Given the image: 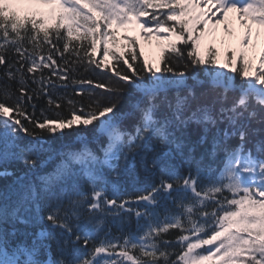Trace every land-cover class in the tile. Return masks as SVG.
Wrapping results in <instances>:
<instances>
[{
    "label": "snow or ice",
    "instance_id": "obj_1",
    "mask_svg": "<svg viewBox=\"0 0 264 264\" xmlns=\"http://www.w3.org/2000/svg\"><path fill=\"white\" fill-rule=\"evenodd\" d=\"M229 13L243 33L221 52L217 25L235 34ZM254 26L260 36L264 0H0V177H12L0 187V264H264V46L254 64ZM137 27L164 41L154 62L140 64L132 37L118 45L117 30ZM93 66L115 79L80 71ZM81 126L97 150L82 143L44 171L46 137ZM137 157L158 182L122 195L106 170L118 178ZM133 214L135 231H105L106 215L121 228Z\"/></svg>",
    "mask_w": 264,
    "mask_h": 264
},
{
    "label": "trees",
    "instance_id": "obj_2",
    "mask_svg": "<svg viewBox=\"0 0 264 264\" xmlns=\"http://www.w3.org/2000/svg\"><path fill=\"white\" fill-rule=\"evenodd\" d=\"M124 35H127L129 37H132L135 44H136V53L137 55L140 57V64L142 65L143 63V59L145 57H147L150 61L152 60V57L149 56V54L145 53V51L141 48V45L138 43L137 37L134 34H128L127 32L124 33H117V39H118V45H126L127 41L123 40L122 37ZM132 35V36H130ZM103 46V45H101ZM61 47H62V42H61ZM110 47L112 48V51L115 52L116 56H120L121 51H124L125 53H129L128 48H123L121 49L119 46L116 47H112L110 45ZM102 48V47H101ZM102 52V51H101ZM97 60H100L101 58H104L102 56L96 57ZM57 59H59V57H57ZM111 63L113 64H119V66H123V61H111ZM45 73L47 72V69L44 70ZM81 73L85 76V77H90L93 80H104L107 81L110 78L111 79H115L114 77H112V73L111 71H104L102 69H95L93 66V70H90L86 73L83 72V69L80 70ZM191 72L189 73V75L191 76ZM236 82L239 83L240 82V78L236 77ZM189 84H192V80L189 79L188 81ZM15 85H12L13 90H15ZM85 87H89V86H85ZM63 91V90H61ZM69 94H71L72 89L70 88L69 90ZM97 93H99L102 90L96 89L95 90ZM197 91H199V87H197ZM231 96V94H230ZM128 97H125L124 99V104L126 106V102H127ZM12 102V101H9ZM39 103L43 104L44 101H40ZM29 114H31L32 109L29 108L28 109ZM40 112H39V108L36 109V115L39 116ZM47 115H51V112L46 113ZM24 123L27 124V121H24ZM30 126V125H29ZM225 125H221V127L223 128ZM125 127H128L127 121L125 122ZM128 130H131V128L129 127ZM20 143L21 144H28V143H32L35 144V142H33L34 140L30 137L25 136L23 133H20ZM22 135L24 138H22ZM102 140H104L105 138H101ZM46 140L48 141V143H44L42 145L43 150L40 151V159L43 160L44 158H49L51 161V163H49L46 167L47 170L51 171L55 166H54V162L58 163L59 160L61 159V153H65L71 150V147H81L82 143L87 144L88 147H90L93 151L97 150V144L95 142H93L92 140V132L89 131V129L87 128H83L82 126L80 128H74L73 130H65V134L64 135H60L59 133L55 134V135H49L46 137ZM235 142V141H233ZM52 144L55 145H59V146H64L65 148H62V151H53L51 148ZM74 149V148H72ZM51 157V158H50ZM55 158L56 161H55ZM222 158V157H221ZM121 163H123V156L121 155ZM39 165V162L38 164ZM132 167H130V169L127 171V173L121 175L120 177H114L113 174L106 170V176L107 179L109 181H111L112 183H114L116 185V187L119 189V192L123 195V194H130L133 193L136 189H134L136 186L142 188V184L143 182L140 181V175H142L143 169L141 167L140 164V158L137 157L135 161L132 162ZM17 169H20V171L25 170V166L21 163L19 164V168L17 166V164H15L14 166ZM9 168V167H8ZM132 172V173H131ZM17 174H19V171L16 172ZM131 173V174H130ZM140 174V175H139ZM9 177H0V187H3L4 185L8 184L9 180H7ZM10 179H12V177H10ZM81 187L82 190L84 192H89V187L86 183V181L81 180ZM132 217V216H131ZM134 218V216H133ZM105 219V218H104ZM106 220V219H105ZM131 220L129 219V221L127 223H125L121 228H118L114 222H113V218L111 222H108L106 220L107 223V227L105 228V231H108L109 229L111 230L112 234L114 236L116 235H120L121 231L124 233H128L129 231H135L136 227L131 225ZM83 223V222H81ZM29 231H32V229H29ZM104 236V233H100L98 236V239H102ZM20 239H24L23 236L19 237ZM80 247L83 248V244L81 242ZM92 247V244H89L88 248L90 249ZM88 249H85V251H87ZM53 254H55V248H53Z\"/></svg>",
    "mask_w": 264,
    "mask_h": 264
},
{
    "label": "rangeland",
    "instance_id": "obj_3",
    "mask_svg": "<svg viewBox=\"0 0 264 264\" xmlns=\"http://www.w3.org/2000/svg\"><path fill=\"white\" fill-rule=\"evenodd\" d=\"M230 14H232V15H230ZM228 15H229V20H230L229 27L232 28L233 30H235L236 27H234V22H233V20H234V17H233L234 13H229ZM213 19H215V18H213ZM121 30L122 29H119V31H121ZM238 30H240L239 27H238ZM132 31L133 32H130V33L131 34L134 33L136 35L138 42L141 43L140 44L141 45V48L145 52L152 51V53H153V59L151 61L154 62L158 58V54H159V51H160V47L159 46L161 44H163L164 41L161 40V39H158L157 36H155V35H152V36L148 37L147 40H145L140 35V29L138 27L135 28V29H133ZM256 36L257 35L253 33L252 40H251L250 43H254L256 45L255 55H257L259 57L260 48L262 46H264V45L262 44L261 41H259V40L256 39ZM221 38H223L224 41H225L223 44L220 43ZM236 39H237L236 38V34H234L233 36H226L224 34V32H223V24H218L217 25L216 40L214 42V46L217 49H219L221 52H223L224 49H226V48L236 49L238 47V42L236 41ZM259 42H260L261 46H258ZM101 45H102V43H98V45H97V51L98 52L95 53V56L96 57H99V56H102L103 57V51L102 52H99V49L102 47ZM105 59H107V58H105ZM253 63L255 64L254 61H253Z\"/></svg>",
    "mask_w": 264,
    "mask_h": 264
},
{
    "label": "bare ground",
    "instance_id": "obj_4",
    "mask_svg": "<svg viewBox=\"0 0 264 264\" xmlns=\"http://www.w3.org/2000/svg\"><path fill=\"white\" fill-rule=\"evenodd\" d=\"M230 15H232V14H230ZM233 17H234V20H233V22H234V27H236L235 28V34H236V41L238 42L239 41V38H240V36L242 35V33H243V29L239 26V22L235 19V14L233 15ZM238 27H239V29L240 30H238ZM253 33L254 34H256V29H255V26H254V31H253ZM132 34H134V33H132ZM130 36H132V35H130ZM119 37V36H118ZM117 37V38H118ZM256 39L257 40H259V41H261L262 42V44L264 45V30H261V35L260 36H256ZM257 42V41H256ZM139 44H141L140 42H138ZM258 43V42H257ZM258 46H261V44H260V42H259V44H258ZM103 47V46H102ZM102 51V48H100L99 49V52H101ZM256 51V50H255ZM98 52V51H97ZM96 52V53H97ZM160 52V51H159ZM145 53H147V54H149V56H151L152 57V59H153V53H152V51H148V52H145ZM158 56H159V54H158ZM255 57H256V59L254 60V62L256 63L257 61H258V56L257 55H255ZM48 71V70H47ZM45 72V71H44ZM47 73V72H46ZM13 85H15V84H13ZM9 103H11V102H9ZM26 124V123H25ZM29 127H31V126H29ZM129 131H131V130H129ZM22 138H24L23 137V135H22ZM47 141V140H46ZM33 142H35V140L33 141ZM45 143H48V141L47 142H45ZM44 144V143H43ZM62 148H65L64 146H59V145H55V144H52V146H51V148L50 149H52L53 151H62ZM72 148H74V149H72ZM78 149H80V147H71V150L72 151H75V150H78ZM51 158V157H50ZM56 159L57 158H55V161H56ZM43 160H47V163L45 164V166H44V171H49V170H47V165L49 164V163H51V161H49L50 159L49 158H44ZM49 162V163H48ZM15 164H17V166H18V168H19V164H21L19 161H15V162H12V163H10L9 165H8V167H9V170L10 171H13V172H20V169H17V168H15L14 166H15ZM57 163H55L54 162V166L56 165ZM37 171H40V166L39 165H37ZM132 173V172H131ZM130 173V174H131ZM140 175V174H139ZM157 176H158V174H157ZM141 179H140V181H142L143 182V184H142V187H144V186H146V185H150V184H153L154 182H158V179L156 178V177H150V176H148V175H146L145 174V172L143 171L142 172V175H140L139 176ZM7 180H9V182L8 183H10L11 182V180L12 179H10V177L7 179ZM81 183V182H80ZM138 188H140V187H138V186H136L134 189H138ZM109 195H111V192H109ZM173 195H175V193L173 194ZM166 205H167V207H169V208H171L172 207V205H171V203L170 202H164ZM132 207L133 208H138V207H140L139 205H136V204H132ZM161 211H163V209H161ZM133 216H134V214L132 215V217H130V220L132 221L131 222V225L132 226H134V227H136V219L135 218H133ZM108 222H111L112 221V218L113 217H111V216H105L104 217Z\"/></svg>",
    "mask_w": 264,
    "mask_h": 264
}]
</instances>
